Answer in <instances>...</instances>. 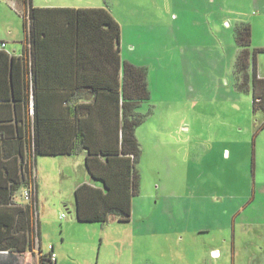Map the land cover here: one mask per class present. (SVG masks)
Wrapping results in <instances>:
<instances>
[{"label": "rangeland", "instance_id": "1", "mask_svg": "<svg viewBox=\"0 0 264 264\" xmlns=\"http://www.w3.org/2000/svg\"><path fill=\"white\" fill-rule=\"evenodd\" d=\"M33 4L111 8L122 60L146 67L150 90L139 107L140 191L129 220L77 218L75 185L88 175L83 156L29 158L42 253L55 245L54 264H264V104L253 101L264 80L251 75L242 85L235 75L236 33L245 23L264 78V0ZM22 12L0 0V38L14 53L27 34ZM21 193L16 201L26 203ZM36 237L33 229L35 244Z\"/></svg>", "mask_w": 264, "mask_h": 264}, {"label": "trees", "instance_id": "2", "mask_svg": "<svg viewBox=\"0 0 264 264\" xmlns=\"http://www.w3.org/2000/svg\"><path fill=\"white\" fill-rule=\"evenodd\" d=\"M13 1L23 9L31 69L28 84L23 59L0 49V249L19 252L35 247L37 195L30 203L15 200L30 182L26 158L32 143L35 157L87 151L86 167L98 185L77 186L79 220L131 218L132 200L140 191L137 163L142 148L136 127L143 120L139 107L149 100L150 90L146 67L122 60L121 25L106 6ZM251 34L249 24L237 28L241 49L235 75L242 77V85L251 75L254 83L264 80L257 72L256 53L251 56L249 50ZM29 86L35 121L27 141L21 108ZM253 101L254 107L264 104V90ZM40 258L42 263L48 261L47 254Z\"/></svg>", "mask_w": 264, "mask_h": 264}, {"label": "crops", "instance_id": "3", "mask_svg": "<svg viewBox=\"0 0 264 264\" xmlns=\"http://www.w3.org/2000/svg\"><path fill=\"white\" fill-rule=\"evenodd\" d=\"M106 7L108 8V6H106ZM108 9L112 13L111 8H108ZM0 40L6 41V39L3 37H1ZM7 43L8 42L6 41V47L3 49H6L8 52H10V54H15L16 56H20L23 59L24 64H25V69H26L25 79L27 80V83L29 84L30 83V69H31V44L27 40V34H26L25 41H23V43H22L21 51L18 53H14L12 50H10L7 47ZM26 92H27V101H26L25 107H22L21 110L23 113H25V128L27 127V131L25 132L24 136H25L27 141H30L31 136L33 134V128H34L35 110H34V98H33L32 89L30 86L26 88ZM86 154H87L86 150H81L78 153L63 154V155H71V156L72 155L73 156L80 155V156H83V158L86 160ZM34 164H35V160H34ZM85 165H86V162H85ZM86 169H87V167H86ZM87 174L88 175H87V177L84 178V180L78 181L76 183L75 190H76L77 186H79L81 183H85V182L91 183L93 185H98L96 180L89 174L88 169H87ZM16 198H17V194H15V200H16ZM21 203L25 204V202H21ZM132 210H133V200H132ZM53 247H54V251H55V245H53ZM40 252H41V246H40ZM57 262H58V255H56V260L53 263H51V262H49V263L54 264ZM0 264H46V263L41 262L40 254L38 253V249H36V246H35L34 249L27 248L26 250L19 251V252L16 250L9 252L7 250H1L0 249Z\"/></svg>", "mask_w": 264, "mask_h": 264}, {"label": "built area", "instance_id": "4", "mask_svg": "<svg viewBox=\"0 0 264 264\" xmlns=\"http://www.w3.org/2000/svg\"><path fill=\"white\" fill-rule=\"evenodd\" d=\"M6 47V43L5 42H0V49H3ZM30 157H33V163L35 160V153H34V146L33 143L32 145L29 146V150L27 152V164L31 169H29L31 172H29V178H30V182L28 185L24 186L22 189V197L24 198V200L26 201V203H30L31 201H33L34 197L37 195V184H36V180H35V174H33L34 171V164L31 165V161H30ZM31 174V175H30ZM32 176L34 177V180L32 181ZM36 207H35V211H34V231H36L37 233V237H36V249H38V253L41 256V252H40V244H39V221L37 220V204L35 203ZM65 214L63 213L61 215V217H64ZM35 240V239H34ZM56 252L54 251V247L53 244H50L49 246V253L47 254V258H48V262L53 263L56 260Z\"/></svg>", "mask_w": 264, "mask_h": 264}, {"label": "clouds", "instance_id": "5", "mask_svg": "<svg viewBox=\"0 0 264 264\" xmlns=\"http://www.w3.org/2000/svg\"><path fill=\"white\" fill-rule=\"evenodd\" d=\"M39 233H40V228H39ZM39 235V234H38ZM35 241V240H34ZM35 248V247H34Z\"/></svg>", "mask_w": 264, "mask_h": 264}]
</instances>
